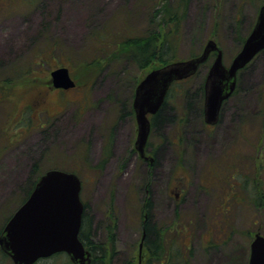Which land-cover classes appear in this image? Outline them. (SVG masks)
<instances>
[{"label": "rangeland", "instance_id": "1", "mask_svg": "<svg viewBox=\"0 0 264 264\" xmlns=\"http://www.w3.org/2000/svg\"><path fill=\"white\" fill-rule=\"evenodd\" d=\"M3 1L0 225L16 212L39 173L55 168L73 170L82 180L81 200L88 206L86 214L93 226L94 243L107 240V223L116 220L117 255L112 264H146L151 257L144 245L140 249L146 215L141 207L149 196L154 199L150 213L153 223L158 229L168 226L166 236L178 241L185 238L192 249L188 253L190 264H248L251 243L264 230V209L259 211L246 202L255 187L242 190L237 185L254 170L250 163L255 160L259 135H263L260 144L264 155V131L260 125L264 112V51L239 74L238 93L228 106L226 123L202 129L195 120L182 125L186 133L199 137L197 148L188 141L180 148L182 156L175 145L165 152L167 159L160 155L152 168L135 159L127 169L126 156L136 139V130L133 115L128 113L124 119L121 112L122 104H127L129 110L133 102V85L125 67L115 71L105 68L98 76H91L82 61L99 56L100 45L96 46L99 42L94 39L97 33L110 31L117 37L144 34L150 27L149 15L160 0ZM263 3L264 0H190L180 35L179 59L199 55L207 42L214 40L223 53V64L230 66L243 46L241 39L253 29ZM215 59L216 54H212L189 82L175 87L198 88ZM60 67H68L77 82V87L65 94L47 88L51 71ZM130 71L133 76L142 75L137 70ZM5 79L8 82L4 83ZM40 92L44 95L43 105L33 106ZM175 98L177 109L168 106L173 118L184 111L187 103L185 98ZM30 105L36 110L31 111ZM115 126L113 140L120 137L123 143L121 159L117 161L112 154L103 167L97 168L103 158L101 149ZM182 127L177 121L156 127L151 136L153 148L159 152L163 146H170L169 141ZM240 145L245 152L242 161L238 157L232 163L229 154ZM36 165L38 173L34 171ZM210 167L217 173L204 188L201 183ZM230 167H235L241 178H231L235 172ZM258 179L264 193V172ZM235 194L240 200L234 198ZM38 264L67 263L62 254Z\"/></svg>", "mask_w": 264, "mask_h": 264}, {"label": "water", "instance_id": "2", "mask_svg": "<svg viewBox=\"0 0 264 264\" xmlns=\"http://www.w3.org/2000/svg\"><path fill=\"white\" fill-rule=\"evenodd\" d=\"M263 50L264 4L255 26L229 67L223 64V53L218 44L209 40L198 57L150 72L138 85L133 102L138 124L136 147L141 155L151 131L148 114H155L161 108L173 82L194 75L210 54L216 52L205 84L206 122L216 124L222 102L235 91L238 72ZM51 81L56 89L76 87L67 67L53 70ZM81 189V180L75 173L54 169L41 176L29 198L0 235V248L13 264H36L58 253H66L73 264H92L93 255L80 240L84 214ZM142 247L143 243L140 249ZM248 264H264V236L261 234H256L251 243Z\"/></svg>", "mask_w": 264, "mask_h": 264}, {"label": "trees", "instance_id": "3", "mask_svg": "<svg viewBox=\"0 0 264 264\" xmlns=\"http://www.w3.org/2000/svg\"><path fill=\"white\" fill-rule=\"evenodd\" d=\"M3 0H0V3H3ZM190 0H160L158 4L154 5V11L150 16V20L148 21L150 27L145 28L144 34L142 35H126L117 37V35L112 36L113 33L105 32V34L97 33L94 36L99 43L96 46L100 47L97 49L99 56H95L93 59H85L82 61V66L89 72L91 76L94 74L97 76L104 71L106 68H111L113 71L118 67H125V73L129 77L133 90L142 80L143 75L148 72L164 67L168 64L180 61L178 57V49L179 43L181 39V31L182 25L184 23L187 11H188V3ZM160 4V5H159ZM160 6V7H159ZM159 7V8H158ZM108 38H110L108 40ZM107 39V41H106ZM244 42V39H241ZM96 41V42H97ZM93 42V43H96ZM102 55V56H101ZM192 57H196L198 55H191ZM249 67V66H248ZM247 67V68H248ZM246 68V69H247ZM130 69L137 70L138 72H142L140 77L137 75L133 76ZM206 76V75H205ZM205 76L202 77V82L198 86L201 92L204 90V82ZM8 82L5 79L4 83ZM48 85V84H47ZM127 104H124L126 106ZM174 107L176 105L174 104ZM127 108V107H126ZM189 109L194 108L193 103L191 102ZM195 109V108H194ZM261 117V132L264 131V112ZM173 117L169 114L168 103H164L162 109L159 111L157 116L155 117V125L154 127L158 128L164 125L166 122L172 121ZM242 124V123H241ZM260 132V133H261ZM238 132H235V135ZM259 133V134H260ZM260 138L258 143L256 144V154L254 155L253 163H250V168L253 170L250 173V176L247 178H241V174H237V170L235 167H230V169L234 170V177L241 178L240 189H250L251 187H255L254 193L252 192L250 198L246 200L248 204L260 209H264V193L262 189V185L260 184L262 172H264V155L261 151V140H263V135H259ZM236 138V137H235ZM245 141L241 145L244 144ZM239 141L235 142L238 144ZM235 148L234 152L229 154V160L232 163L239 157L242 161V156H244L245 152L242 151L241 147ZM261 147V148H260ZM264 147V144H263ZM163 150V149H162ZM161 150V151H162ZM159 150L156 156V163L158 162V157L162 154ZM254 154V153H253ZM248 158L247 156H245ZM260 158V159H259ZM259 160L257 164L256 161ZM236 164V163H235ZM249 165V164H247ZM36 165L34 167L35 173L40 172ZM68 172H74L73 170H66ZM44 173H39L34 180L32 181L31 187L26 191L25 196L20 201L17 209L28 199L36 183L39 178ZM79 175V174H78ZM229 177V176H228ZM254 184V186H253ZM234 198L236 200H240V198L235 194ZM152 203L150 201H143L141 211H144L147 215L149 214V218L147 221H143V230L145 232V238L143 245L146 247L150 253L151 257L146 261V264H190V258L188 257V253L190 254L192 249L185 242V238L182 241H178L176 237L171 238V235L166 236L165 232L168 226L163 229L158 227L153 223L151 219V211H152ZM249 207V206H248ZM87 209L88 206L85 205ZM226 208V207H225ZM250 208V207H249ZM258 211V212H259ZM87 212L83 215V224L80 233V240L84 243V245L92 252L93 254V262L92 264H112L113 259L117 254L115 249L116 245V220L114 222L110 221L107 223L106 227V236L107 240L104 241L102 239L99 243H94L92 239V224H90V220L87 217ZM14 213L4 218L3 222L0 225V235L2 234L6 224L11 219ZM112 215V214H111ZM145 219V217H144ZM170 231V230H169ZM179 233V230H177ZM262 231V230H261ZM168 232V231H167ZM264 235V230L262 231ZM177 233V232H176ZM178 235V234H177ZM110 237V239H108ZM171 238V239H169ZM107 241L109 245L112 247L111 254L108 253L107 249ZM62 254H57L55 256H59ZM65 261L67 264H72L67 255L63 254ZM111 255V257H110ZM53 256V257H55ZM52 257V258H53ZM4 262H9L12 264L9 256L2 251L0 248V264ZM38 264V263H37Z\"/></svg>", "mask_w": 264, "mask_h": 264}, {"label": "flooded vegetation", "instance_id": "4", "mask_svg": "<svg viewBox=\"0 0 264 264\" xmlns=\"http://www.w3.org/2000/svg\"><path fill=\"white\" fill-rule=\"evenodd\" d=\"M212 54H216V56H217V53H212ZM211 55H210L209 58H211ZM194 58H196V57H192L190 59L180 60V61H189V60L194 59ZM205 64L206 63L201 64L200 67L203 66V65H205ZM209 66L211 68L212 63L209 64ZM200 67H199V69H200ZM210 68L208 70V73L210 71ZM199 69L197 70V73H198ZM243 70L244 69H242V70L239 71L238 77H239V74ZM197 73H195L194 75H192V76H190V77H188L186 79H183V80H180V81H175L170 86V88H169V90L167 92V95L165 97L164 103L165 102L168 103V106L169 105H173V108L174 109H177V104H176L177 101L174 102V99H176L175 97H177L178 99L179 98H185L186 101H187V103L184 104V108H185L184 111H182L180 115L179 114H178V116L176 115L175 118H173L172 121H177V123L182 127V125H185L186 122H194V120H195L196 122L198 121L196 123V125L198 124V126L201 127V129H202V127L203 128L204 127L205 128H214V127H216L219 124L226 123L227 122V119H228V115H229V110H228L229 107L228 106L229 105H232L233 101L236 100V96H237V93H238V89H239L238 88V80H237V86L235 88V91L229 96L228 99H226V100H224L222 102V105H221V108H220V112H219V120H218V122L216 124L211 125V124H208L206 122V117H205V99H206V88H205V84H206V80H207L208 73H207L206 78H205L204 90L202 92H201L200 88H187V87H182V85L180 87H175V85L178 84V83L186 84V82H189L190 79L192 77H194ZM75 82H76V80H75ZM137 86L134 89L135 91L137 89ZM76 87H77V82H76ZM47 88H50L54 92L57 91L58 93L60 92V93H63V94H65L68 91H71V90L75 89V88H73V89H70L68 91H64V90H61V89H56V88L53 87L51 81L50 82L48 81ZM36 96L37 97H35L34 105L33 106L39 105V104L40 105H43L42 104L43 101H44L43 92H40ZM134 98H135V94H134ZM134 98H133V102H134ZM133 102H132V104L129 105V110L126 108L127 105L124 106V104H122V109H124V110H122V112H121L122 113L121 114V117H124V119L127 117V115H129L128 113H130V114L133 115L134 121H135V130H136V139L133 142V145H132V148L130 149L129 154H127L128 156H126L127 169L132 166L131 165V162L133 160H135V159H136L135 160L136 163L141 162L142 164L144 163L145 165H149L150 168H152V166L154 165V162H156L155 160H156V156H157L158 153L153 148V146L151 144V136H152V131L155 129V127H154V125H155V117L157 116V114L159 113V111L162 109L164 103L161 106V108L157 111V113H155V114H148V118H149L150 123H151V131H150V134H149V137H148V141H147L146 146H145V149H144V153H143V155H141L140 151L136 147V142H137V138H138V124H137V120H136V112L134 110ZM191 102L193 103L195 109L192 108V110H191V108L190 109L188 108ZM174 104L176 105V107H174ZM33 106L30 105V107H29L31 109V111L33 109L36 110ZM127 111H129V112H127ZM124 119H121V120H124ZM241 123H244V119H242ZM116 127L117 126H115L113 128V131L111 132L110 140H108L107 142H105L103 149H101L103 158L95 166L97 168L98 167H103L108 162V159H109V157L112 154H113L114 157H117V161H119L121 159V151H122V145H123L122 140L120 139V137L118 139H116L115 141L113 140L114 139V133H116V130H117ZM197 129H198V127H197ZM112 134H113V138H112ZM188 141L193 142V145H194L195 148H197L198 145H199V142H201L200 139H199V137H197V136L192 137L191 136V132L190 133L189 132L186 133L183 130V127H182V129L181 128L179 129V134H177L176 137H174L173 139H171L169 141L170 146L169 145L163 146V148H162L163 149V153L160 154V155L161 156L163 155L162 158L165 155V159H167L165 152L168 151V150H170L173 146L177 145L178 146V153L182 156L184 154V152H182L180 148H182V147L184 148V145ZM230 144H231V142H230ZM231 147H232V145H231ZM87 149L89 150V145H87ZM162 161H163V159H162ZM135 166H136V164H135ZM216 171H217V169L214 168V167H212V168L210 167L209 168V173L207 174V176L205 178V182H204V179H203L202 180V183H201V185H203L204 188L206 187L205 184H208V181H211L212 177L215 176V174L217 173ZM231 178L234 179V174L231 176ZM179 196H180L179 194H176V197L177 198ZM151 197L149 196L147 198V201H150L152 203V207L151 208H153V206H154V199L151 198ZM226 200L227 199H225V201ZM85 212H87V209L86 208L84 209V213ZM148 218H149V214L148 215L146 214L144 221H147Z\"/></svg>", "mask_w": 264, "mask_h": 264}, {"label": "bare ground", "instance_id": "5", "mask_svg": "<svg viewBox=\"0 0 264 264\" xmlns=\"http://www.w3.org/2000/svg\"><path fill=\"white\" fill-rule=\"evenodd\" d=\"M144 242V239L142 238V241H141V243H143Z\"/></svg>", "mask_w": 264, "mask_h": 264}]
</instances>
